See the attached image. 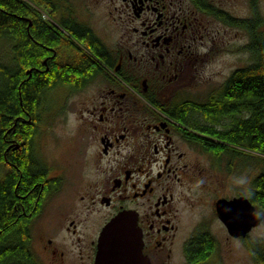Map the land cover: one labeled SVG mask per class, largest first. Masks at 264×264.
<instances>
[{"label": "flooded vegetation", "instance_id": "obj_1", "mask_svg": "<svg viewBox=\"0 0 264 264\" xmlns=\"http://www.w3.org/2000/svg\"><path fill=\"white\" fill-rule=\"evenodd\" d=\"M92 1L108 9L113 35H98L86 19L90 14L74 10L70 0L46 3L47 19L67 32L65 42L84 50L91 64L80 88L64 87L86 95L73 103L81 144V170L73 185L81 212L64 216L60 226L72 248L43 236L40 252L32 250L34 261L96 264L106 224L129 211L137 216L150 264H225L226 250L236 241L246 248L248 236L232 237L216 210L222 198L233 199L220 193L225 170L228 175L240 170L238 150L221 146L231 114L211 115L225 107L233 73L217 88L206 86L218 75L216 63L247 51L253 58L248 47L260 40L263 0ZM72 27L87 28L91 37L73 38ZM48 173L42 209L64 182L62 173L51 178ZM207 199L225 243L202 212L186 222L183 212L191 214Z\"/></svg>", "mask_w": 264, "mask_h": 264}, {"label": "trees", "instance_id": "obj_2", "mask_svg": "<svg viewBox=\"0 0 264 264\" xmlns=\"http://www.w3.org/2000/svg\"><path fill=\"white\" fill-rule=\"evenodd\" d=\"M48 2L52 0H0V46L8 43L11 56L5 59L0 55V264H36L29 226L40 212L50 184L31 145L43 98L58 86L78 89L89 76L85 72L91 59L65 42L67 32L62 34L58 22L53 24L38 11ZM69 33L80 40L91 37L83 27H72ZM248 48L253 63L232 74L227 81L225 107L211 115L231 114L232 121L221 132L224 151L229 146L238 150L236 156L257 158L261 168L245 196L264 216L262 35ZM256 250L252 251L255 259L264 264V257Z\"/></svg>", "mask_w": 264, "mask_h": 264}, {"label": "rangeland", "instance_id": "obj_3", "mask_svg": "<svg viewBox=\"0 0 264 264\" xmlns=\"http://www.w3.org/2000/svg\"><path fill=\"white\" fill-rule=\"evenodd\" d=\"M58 2L54 3L57 4ZM30 4L33 5L35 3L30 2ZM68 4H70L74 10L81 11V14H85V12L90 14V19L87 16L86 19L90 21L89 24L98 35H113L111 31V26L113 25L109 24L111 15L108 9L105 10L102 5L95 4L92 0H70ZM259 6L264 16V0ZM47 10L45 6L42 7V9L41 7L38 9V11L45 13V15ZM261 35L264 38V27H262ZM8 47L9 45L6 42L4 44L2 43V46H0V55L5 59L6 57L7 59L11 58L7 50ZM63 51L64 50H62V55H64ZM82 52H84V50H82L81 53ZM60 53L61 52L57 54L59 55ZM253 61L254 59H252L251 54L247 51L246 54L237 57L231 56L228 63L224 65L216 63V65L213 66V72H217L218 75L212 79L213 81L210 82L206 88H217L227 76L234 73L237 69L247 68ZM209 72L212 75V72ZM84 94L85 92L82 90H67L64 86H58L53 91L47 92L43 98L44 104L40 111V120L35 127L36 135L33 137L31 143L32 152L36 155L34 157L37 163L44 166L46 172H49L47 175L50 178L52 176L59 177L62 173L64 182L58 185V189H55L54 192L51 193L43 209L41 206V213L37 218L35 217L32 219L29 226V230L31 231L32 250L34 249L33 251L35 254L36 252H40V246L42 245L41 238L43 236L45 238L55 236V239L60 245L66 244L68 248H72V240L65 239L64 234L66 231L60 226L65 222L64 216L67 217L69 215L74 217L81 212V206L74 195L75 185H73L81 170V164H79V146H81V144L77 136L78 132L75 131L76 124L78 125V121L75 120L77 110H74L73 103L84 100L86 97ZM202 162L204 165H209L210 157L204 156ZM238 164L240 167L238 174L234 173L228 175L227 170H225L226 184L224 188L222 185L220 188V193L224 192L230 198L236 196L239 191L243 192L242 196L248 195L251 184L257 177L256 175L261 168L256 157L239 156ZM1 172L2 171H0V174ZM208 201V199L202 200L197 204L194 211H191V214L187 211L183 212L187 215L186 222L191 224L189 222V216L192 222L199 216V213L202 212L201 218L203 217L206 223L210 225L214 223L213 226L211 225V232L215 231L220 233L221 235L217 236V238H221L222 242H224V236H222L224 231L221 230L219 222L213 217ZM43 202L44 201H42V203ZM201 203L202 205H200ZM80 217L83 220L87 218V216L83 217L82 215ZM91 223L96 225L97 221L95 220L94 222L93 220ZM249 244L252 246V250ZM254 248L264 257V221L259 226L252 229L248 234L246 248L245 243L242 244L240 241H236L232 244V251L226 250L225 264H261L260 261L255 259L252 252Z\"/></svg>", "mask_w": 264, "mask_h": 264}, {"label": "water", "instance_id": "obj_4", "mask_svg": "<svg viewBox=\"0 0 264 264\" xmlns=\"http://www.w3.org/2000/svg\"><path fill=\"white\" fill-rule=\"evenodd\" d=\"M216 210L234 238H245L264 221L263 214L245 195L222 198L217 202ZM143 247L137 216L129 211L121 212L106 224L100 235L96 264H150L143 254Z\"/></svg>", "mask_w": 264, "mask_h": 264}]
</instances>
